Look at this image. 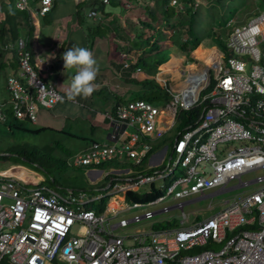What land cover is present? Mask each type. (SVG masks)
Masks as SVG:
<instances>
[{"label": "built area", "instance_id": "2783aa9c", "mask_svg": "<svg viewBox=\"0 0 264 264\" xmlns=\"http://www.w3.org/2000/svg\"><path fill=\"white\" fill-rule=\"evenodd\" d=\"M75 2L87 5L88 20L100 22L109 0ZM5 6L15 13L27 12L29 26H35L37 17L51 11L53 0H0V25L7 19ZM6 38L0 45L13 52L18 66L5 80L9 108L15 118L34 124L39 107L52 108L63 96L40 74L49 64L42 59L34 62L28 37L20 34L5 42ZM225 47L229 54L218 50L211 66L204 63L206 75L194 79V72L188 71L176 89L169 78L156 73L164 90L160 101L130 99L112 105L105 114L110 130L106 139L92 141L71 163L96 170L103 164L118 165L119 170L100 169L105 182L95 191L105 193L92 196L71 189L62 194L0 172V264H264V175L241 180L243 174L264 168V9L230 30ZM176 68L186 74L183 66ZM134 70L141 69L134 66ZM199 107V115L183 124L194 115L187 112ZM6 119L0 105V121ZM174 127L177 133L171 148L165 145L157 152L155 144ZM231 143L240 145L231 148ZM233 178L239 182L228 187ZM155 182L161 183L159 188ZM252 183L260 185L190 224L185 202L158 211L146 208L166 196L213 199ZM144 186L148 188L141 193L155 189L162 194L148 202L133 201L129 207L122 194L127 197L128 191L138 192ZM113 195L122 199L121 205L107 202L106 197ZM137 208L145 212L113 222L119 212ZM174 208L180 210L174 217L176 226L154 228L174 219L164 218L150 229L115 232ZM212 242L222 246L209 248ZM195 247L200 250L187 252Z\"/></svg>", "mask_w": 264, "mask_h": 264}, {"label": "rangeland", "instance_id": "374dc122", "mask_svg": "<svg viewBox=\"0 0 264 264\" xmlns=\"http://www.w3.org/2000/svg\"><path fill=\"white\" fill-rule=\"evenodd\" d=\"M121 2H124V5L122 6L123 12L128 11L131 9V6H135L133 2H125V0H120ZM137 2V1H134ZM179 7H182V0H176ZM172 3V1H171ZM137 6V13L133 14L130 19L125 21L128 14H125L121 11L116 12L119 15H116V19L124 20L126 24L124 25V22L121 24L119 23V26L111 30L109 26V30L101 29L100 31L103 33H106L110 37H113V39H117L118 36H120L123 33V36L127 35L128 39H123V41H130V49L131 54L133 56L135 55H141V56H149L150 59L146 61V67L150 66V64L155 59H169L172 57V55H177V51H181V47H179L178 43L180 44L179 38L182 37L181 33H175L170 31L164 20L165 15L161 12L160 9V1L159 0H151L150 5L144 4L143 2L138 3ZM173 4V3H172ZM240 4H244V6H241ZM181 5V6H180ZM241 6V7H240ZM86 8V4L80 3L78 5V8ZM7 7L5 6V9ZM77 8V9H78ZM195 11H197L196 15V27L195 31L199 35H204L205 33L210 31V28L213 27V29L216 28V31L219 34V37H217L220 41L225 40L227 33L232 30L235 26H239L241 24L246 23L247 20H249L257 11L263 10L264 5L261 3V0H195L194 5ZM150 10L152 11L153 18H157V20H151L150 21ZM136 12V11H135ZM184 13V11H182ZM5 17L3 13V18ZM179 16L172 17V20L178 19ZM46 21H43L42 18H38L40 20V28L37 30V32L40 33V41L48 40L53 37V31L54 27L56 26L54 20H52L49 17ZM141 19L142 21H150L149 24L153 26V30H143L141 28H135L138 26V19ZM10 20H13V18H9ZM93 21V20H92ZM227 22V24H225ZM164 25H163V24ZM89 24V21H86L84 23H80V26L83 31H86V34L88 35L87 39H92V33L88 29H86V26ZM104 25V24H103ZM135 25V26H133ZM91 26V25H90ZM105 26H103L104 28ZM107 27V26H106ZM144 33V36H143ZM151 33L154 34L153 38H146V35H149ZM140 34V35H138ZM138 35V37H137ZM142 35V36H141ZM99 35L98 37H100ZM140 36V37H139ZM187 36V34H186ZM52 41V40H51ZM50 41V42H51ZM171 41V48L168 44V42ZM111 42V39H110ZM144 42V43H143ZM152 42L153 47H158V49H152ZM155 43V45H154ZM174 44V46H173ZM202 46H208V48H211L213 46H217L218 49H221L222 46L219 41L216 40V44L214 45V42L209 38H205L202 40ZM214 48V49H217ZM198 48V47H196ZM191 52V57H195V50ZM110 49V47H108ZM106 49V51L108 50ZM227 51V49H226ZM225 51V54H227ZM182 52V51H181ZM222 52V51H221ZM184 52L180 54V56H184ZM130 55L131 57H133ZM93 56H95V59L97 61L96 54L93 53ZM186 56V54H185ZM184 56V57H185ZM205 55L202 54L201 58H204ZM187 59V57H185ZM185 58L178 64L180 66L186 64L184 62ZM198 60H194V62L197 63L196 66L202 67L203 62L199 60L198 57H195ZM115 60H117L116 57H114ZM176 60V59H175ZM171 61H169L170 63ZM177 62V61H174ZM173 62V63H174ZM187 66V65H186ZM190 67V65H188ZM194 65H191V68H193ZM160 70V67L158 68ZM177 69V68H176ZM175 70V69H173ZM67 73L70 75H73L75 72V68L73 69H66ZM110 73H112L110 71ZM8 74V73H7ZM160 74L162 72H158L157 77H160ZM11 75V74H8ZM7 75V76H8ZM211 78L214 76L213 70L211 71ZM110 78L106 79V82L110 84L111 90L114 94L117 95L118 98H123L125 100H129L131 94L134 96L136 93L139 92L140 88L142 86H132L127 81L118 78L115 74H109ZM5 77L6 74L4 71L0 70V102L5 103V106L10 105L9 101V95L7 91L5 90L4 84H5ZM140 77H142L140 75ZM164 78L166 76H163ZM66 81L64 83H67L70 85L71 82L68 81V78L65 79ZM118 84V87H117ZM169 84V82H168ZM137 85H139L137 83ZM132 90V92H131ZM112 94L110 96V101L113 103L116 99V95ZM92 97H97L100 100L93 103L95 114L94 121H92V124L95 123V126L90 123V119L92 118L91 113L87 115H91L90 119H87V115L84 114V110L89 111L92 106L88 109H84L80 111H75L74 109L69 106H59L58 110H53V115L55 116L53 125L49 124L48 126L53 128H59L67 131L70 133V136L55 132L51 130H45L39 134H34L31 132H23V131H14L12 133L8 132L7 126L4 125L3 121H0V172H8L14 169V174L19 175L20 177L26 178L27 181H34L32 177H29L27 174H31L34 177L37 175H40L39 183L45 184L47 186L52 187L54 190L59 191L62 194H67L66 191L68 190H74V191H83L86 193L91 194L92 196L97 195L98 193H105L106 191H95L98 187H101L104 184V179L100 178L97 180H94L93 182L90 181V178L87 175V170H90L91 167H82V166H73L71 163L73 162L74 154L82 150L86 144L88 139H104L106 138L107 134L109 133V129H107L109 125V120L106 118L105 114L110 113L111 111V105H106L104 100L106 97V90H100L99 92H95ZM89 97V99L91 98ZM66 100L65 97H63L60 101ZM59 101V103H60ZM68 101V100H67ZM58 103V104H59ZM55 106V105H54ZM53 108V107H52ZM42 109H51V108H43ZM74 113L72 117H68V113ZM25 121L26 125L28 127H34L30 123H27V120ZM177 133V127H174L168 134L165 135L164 140L166 141V145H168L169 149L171 148L172 141L174 136ZM55 142L60 143L63 148L69 150V152H65L61 147H59ZM11 145H20L25 146L27 149L26 151H23L20 154L12 153L8 151V148ZM51 147L55 146L52 150H46L43 147L45 146ZM240 145V143H231L229 146L231 148L236 147ZM37 149L38 155L40 157L46 158L45 155L51 157L52 164H48V162L42 163L37 162L33 163L30 162L29 159L26 158V156L31 155L32 150ZM15 157V158H14ZM104 171H111V170H119L118 165L114 164H103L101 168H99ZM258 175H264V168L257 169L251 172H248L246 174H243L241 176L242 181H247L248 179L255 178ZM52 179L53 183L51 185L47 184V179ZM239 182L238 178L231 179L227 186L231 187L236 185ZM167 183V181L165 182ZM160 182H155L154 186L159 188ZM260 185V183H252L245 187H238L231 190L224 191L222 193H219L213 197V199H210V197L201 198L198 200H193L195 197H190L186 199L181 200H174L171 196L164 197L161 202L154 205H148L146 204V208L149 211H158L159 209H162L163 207L173 206L180 202H185L184 210L189 214V221L187 224L192 223L195 218L198 220H201L202 218L211 215L215 212H217L220 208L226 205L227 200H231L233 197H237L239 194H246L248 192L253 191L255 188H257ZM148 188V186L140 187V191L138 190V193H141V191H145ZM121 194V193H120ZM123 200L127 203L129 207H132L133 200L125 197V195L122 194ZM127 198V199H126ZM107 202L110 201H117L120 205L122 204V199H119L117 196H108L106 197ZM212 205L209 207V205ZM145 211L143 208H137V209H130L125 210L122 212H119V214L115 217L114 221L119 220L120 218L129 219L131 217H134L136 215H142ZM180 210L178 208L171 209L170 211L166 212H160L155 214L151 219H142L137 222H132L128 224L126 227H122L117 229L115 232L120 235L124 234H130L135 232L136 230H146L150 229V226L160 219L164 218H174L179 215ZM222 246V244L219 243H210L209 248L212 249H219Z\"/></svg>", "mask_w": 264, "mask_h": 264}, {"label": "crops", "instance_id": "0c3cea01", "mask_svg": "<svg viewBox=\"0 0 264 264\" xmlns=\"http://www.w3.org/2000/svg\"><path fill=\"white\" fill-rule=\"evenodd\" d=\"M137 4L135 6H131V9H129L126 12H123L122 9V5H118L116 7L114 6H107L105 7L104 13H109V14H104L105 16L103 17V19L100 21V24H98V21H92V20H88L91 26H86V29H88L90 31V33H92L93 38L92 39H87L88 35L86 34V31H83L81 26H80V22L77 20L78 17H80L78 14V5L75 0H53V7L50 11V13H48L46 16L44 17H37L34 20V24L35 26H29L28 23V13L27 12H16L15 15L13 17V22L16 25H19L20 31L19 34L25 35L26 37H28V43H29V51L32 55V59L34 60V62H36L38 59H42V60H47L49 67H46L44 70H42V72H40V74H42L49 82L53 83L54 85H56V87L60 90V92L62 93V96L65 97L66 100H62L60 101V103H56V105L51 108V109H42V107H39L38 109V119L36 123H30L31 125H33L34 127H49V124L53 125L54 122V118L55 116L53 115V110H58L57 108L61 105V106H69L71 108L74 109L75 111H80L84 110V109H88L90 108V106H92V108H90L89 111L84 110V114H89L91 113L92 118L90 119L91 115H87L86 117H88L87 119H90V123L92 124V121H94V114H95V109H94V105L93 103L99 101L100 99L97 97H92L89 99L88 98H81V97H77L75 101H67L66 98V92L69 88L70 85H68L67 83H64L66 80V78H68V81L71 82L72 77L75 75V72L73 75H70L67 73L66 69H64V61L62 59L63 53L65 51H67L69 48L73 47V46H81V47H85L87 48L89 51L96 54L97 57V65H98V75L96 77L95 80V85H96V90L93 92V94L95 92H99L100 90H106V99L104 100L105 104L108 105H113L115 102H117V99H121L118 98L116 94H114L111 90V86L109 83L106 82V79H109L110 76L109 74H115L116 76H118V78H121L125 81H127L128 83H130L132 86H140L137 85V81L140 82L144 79H154L158 85L159 82L155 79V74L158 73L159 71L162 72V74L160 75L161 78H164L163 76H166L165 78H169L172 81V85L174 86L173 88H177L178 85H182V82L184 81V77L187 76L188 71H190V67H185L186 69V74H181L179 73L180 70L175 69L178 64L186 57L185 54L184 56H180V54H182L181 51H177V55H172L171 58L166 59L164 62H162V64H159L157 66V72L154 75H150V74H146L145 70H143L140 66L137 65V67H140V71L137 72L134 70V66H136L137 62L139 61V58L143 57V58H149V56L145 57V56H141V55H135L133 56L131 54V51H133L132 49H130V41H123L121 37L118 36L117 39H113V37L109 38V35H107L106 33L101 32L100 30L103 29L105 30V27H109L111 28V30H113L114 28L119 26V23H123L124 25L126 24L127 20L131 18V16L133 14L137 13V6L139 5L138 3L140 2V0H136ZM151 0H141V2H143L144 4H149ZM208 1V0H207ZM150 5V4H149ZM87 6V5H86ZM151 6V5H150ZM109 7V8H108ZM85 11L86 8L81 9L80 14L85 15ZM121 11L125 14H128L125 21L123 20H119L116 19V12ZM136 11V12H135ZM11 15V14H10ZM54 20L56 26L54 27V31H53V37L50 39V41L48 40H44V41H40V33L37 32V30L40 28V20H38V18H42L43 21H46L49 17ZM86 17V16H85ZM11 18V17H10ZM140 19V18H139ZM98 24V27H96ZM104 24V25H103ZM227 24V22L225 23ZM93 26V27H92ZM103 26H105L103 28ZM135 26V25H134ZM8 27L10 30V23L8 22ZM90 27V28H89ZM114 27V28H112ZM211 29H213V27H211ZM216 30V28H215ZM228 34V33H227ZM99 35H101L100 37H98ZM7 37V38H6ZM4 38H6L5 42L7 40H14V37L11 36L10 32L6 31V35H4ZM111 39V42H110ZM225 42V40H223ZM122 44V45H120ZM169 46L171 47V41L168 42ZM174 46V44H173ZM201 48L203 47L202 44L199 45ZM198 46V47H199ZM0 47L2 49L8 50L5 47L2 46V44L0 45ZM108 47H110V49H108ZM171 48H175V47H171ZM216 47H213L211 49H214ZM106 49H108L106 51ZM10 51V50H8ZM12 53H7L6 55H2L0 57V63H3V68L1 71H4L6 76L8 74H13L16 72L18 66L17 63L15 61V58L13 56V52L10 51ZM207 52H205L204 55ZM130 55H132L133 57H131ZM191 55V54H190ZM192 56V55H191ZM114 57L117 58V60L114 59ZM95 58V56H94ZM201 58V55H200ZM13 60L14 66L12 67L11 64L9 65V61L8 60ZM176 59V60H175ZM186 59V58H185ZM157 61V59H155L151 64H154ZM169 61H171L170 63H168ZM177 61V62H174ZM174 62V63H173ZM125 63H129V65L131 63L135 64L134 66L130 65L129 67H125ZM167 63V64H166ZM8 64V65H6ZM163 65V66H162ZM160 67V70L158 69ZM193 68H197L195 65ZM193 68H191L193 70ZM47 69V71H46ZM175 69V70H173ZM110 71L112 73H110ZM170 74H169V73ZM8 73V74H7ZM169 74V75H168ZM140 75L142 77H140ZM6 80V77H5ZM5 90L6 89V83L4 84ZM118 87V84H117ZM142 88V87H141ZM175 88V89H176ZM132 92V90H131ZM8 93V91H7ZM92 94V95H93ZM114 94L116 95V99L114 100V102L112 103L110 101V96ZM9 95V94H8ZM133 95L131 94L130 98H132ZM122 100H125L122 98ZM111 104H110V102ZM0 105L3 106V109L6 111L9 106H5V103L0 102ZM112 108V106H111ZM74 113H68V117H72ZM93 127L95 126V123L92 124ZM54 127V126H53ZM55 129V128H54ZM51 130V129H49ZM63 129H59L56 128V130H51V131H55V132H60ZM65 131V130H64ZM63 133V132H60ZM65 134V133H63ZM168 133H165V135ZM164 135V136H165ZM101 139V138H99ZM106 139V138H104ZM94 140H98V139H92V140H87V144L86 146L80 150L77 153H80L81 151H83L84 149L87 148V146H89L91 144L92 141ZM166 145V141L165 140H161L159 142H157L155 144V149L158 151H160L161 148L165 147ZM67 152H69V150L66 149ZM77 153H75L74 155H76ZM79 167V166H77ZM83 167V166H82ZM101 168V167H100ZM11 174H14V169H12L11 171H8ZM15 175V174H14ZM29 177H32V179L34 181H27L28 183L31 184H35L37 182H39L40 180V175H37V177L31 175V174H27ZM87 175L90 178V181L93 182L94 180L100 179L101 178V172L100 169H90L87 170ZM19 176V175H18ZM20 177V176H19ZM26 181V178L21 177ZM28 180V179H27ZM105 182V180H104Z\"/></svg>", "mask_w": 264, "mask_h": 264}, {"label": "trees", "instance_id": "16d2710c", "mask_svg": "<svg viewBox=\"0 0 264 264\" xmlns=\"http://www.w3.org/2000/svg\"><path fill=\"white\" fill-rule=\"evenodd\" d=\"M126 1H130V2H133L134 5H136L137 3L134 2L136 0H126ZM160 1V9H161V12L164 13L165 15V22L168 26L167 29H169L170 31L175 32V33H178L180 32L182 37L179 38V41H180V44L178 43L179 47H181V51L184 52L190 59H192L191 57V52L200 44V42L205 39V38H209L212 43L214 42V45L216 44V40L220 42L222 48L221 50L222 51H226V47H225V43L224 41L221 39V41L217 38L219 37V34L218 32L215 30V29H211L210 28V31L205 33L204 35H199L195 30V27H196V15H197V11H195L194 9V1L195 0H182V2L184 3L183 5V8H180L178 7L177 5L176 6H173L170 4V1L171 0H159ZM261 3L264 5V0H261ZM118 6V5H124L123 2H121L120 0H109V3L105 5V7L107 6ZM241 6H244V4H240ZM240 6V7H241ZM109 8V7H108ZM81 7L78 8V15L80 17L77 18V20L80 22V23H84L85 20L87 21L85 15L83 14H80L81 12ZM105 9V8H104ZM184 9V10H182ZM4 10L7 11V19L5 21L2 22V24L0 25V40H3L4 39V35H6V31L10 32L11 36L12 37H16L18 34H19V31H20V28H19V25H16L13 20H10L9 18H13L12 15L8 14V9H5L4 7ZM184 11V13L182 12ZM103 14H109V13H104L105 10H102ZM50 13V12H49ZM105 16V15H104ZM176 16H179L178 19H173L172 20V17H176ZM157 20V18H153V14H152V11L150 10V21L151 20ZM138 26L135 27V28H141L144 32V30H153V26H151L149 24L150 21H142L141 19H138ZM8 22L10 23L11 27H10V30H9V27H8ZM100 24V22L98 23ZM98 24L96 27H98ZM163 24V23H162ZM164 25V24H163ZM87 26H90V23L87 25ZM134 26V25H133ZM93 27V26H92ZM90 28V27H89ZM105 29L108 31L109 30V27H105ZM92 33H93V30H92ZM179 34V33H178ZM187 34V36H186ZM123 36V33L121 34ZM119 36V37H122V36ZM140 35V34H138ZM137 35V37H138ZM142 36V35H141ZM143 36H144V33H143ZM124 37V38H123ZM122 38L123 39H128V36L125 35L123 36ZM140 37V36H139ZM154 37V34L152 35L151 33H149V35H146V38H153ZM144 43V42H143ZM122 45V44H120ZM155 45V43H154ZM28 47H29V43H28ZM152 49H158V47H153V42H152V46H151ZM202 48L199 46L198 48H196L195 50V57H197L199 51L201 50ZM6 52L7 53H11L10 51L8 50H5V49H2L0 47V57L4 54L6 55ZM227 54H229V52L226 51ZM12 55V53H11ZM150 59L149 58H139V61L137 62L136 66H140L143 70H145V73L146 74H150V75H154L157 71V66L159 64H162V62H164L165 60L163 59H157V61L154 63V64H150V66L146 67V61ZM9 61V65L11 64V66L13 67L14 66V63H13V60H8ZM8 65V64H6ZM4 69L3 68V63H0V70ZM137 83L143 87L140 88L139 92L136 93L132 98L130 99H144V100H147L149 102H153V101H157V100H161L162 97H164V90L160 87V85H158V83L154 80V79H144L140 82L137 81ZM129 99V100H130ZM117 101L119 103L125 101V100H122V99H117ZM202 110V107H199L197 108L195 111H189L187 113H194V115L191 117V119H185L183 124L185 123H188L190 121L193 120V118L197 117L199 115V113L201 112ZM6 121L4 122V125L7 126L8 128V132L9 133H12L14 131H23V132H31V133H34V134H39L45 130H56L54 129L53 127L49 128V127H28L25 123V121L23 120H20V119H17L15 118L13 115H12V112H11V109L8 108L6 110ZM28 123V121H27ZM60 132H63L65 133L66 135L70 136V133H68L67 131H60ZM88 140H92V139H88ZM61 147L65 152L66 149L63 148V146L60 145V143L58 142H55V145ZM55 146H51L49 147V145L43 147L44 149L46 150H52ZM26 147L25 146H20V145H11L9 148H8V151L9 152H12V153H17V154H20L22 153L23 151H26ZM46 158L44 157H40L38 155V150L37 149H33L32 150V153L31 155L29 156H26L27 159H29L30 162H33V163H37V162H42V163H45V162H48V164L50 163V165L52 164V159L51 157L45 155ZM15 158V157H14ZM102 166V165H100ZM47 184L51 185V183H53V180L52 179H47ZM162 194L161 191H158V190H155L153 189L152 191L150 192H147V193H143V194H140L138 192H135V191H128L127 192V198L135 201V202H148V201H151V200H154L156 197L160 196ZM105 200H103L102 203H105ZM92 207H96L94 205H92ZM177 225V220L174 218L172 219L171 221H167V222H159V223H156L154 224V228H166V227H170V226H176ZM200 250V247H195L193 249H190L188 250L187 252H196Z\"/></svg>", "mask_w": 264, "mask_h": 264}, {"label": "clouds", "instance_id": "9594fccd", "mask_svg": "<svg viewBox=\"0 0 264 264\" xmlns=\"http://www.w3.org/2000/svg\"><path fill=\"white\" fill-rule=\"evenodd\" d=\"M171 1H173V0H171ZM171 1H170V4L173 6H176L177 2H175V3L172 2L173 3L172 4ZM125 2H129V1L125 0ZM183 5H184V3L182 2V7H180V8H183ZM194 5H195V1H194ZM182 10H184V9H182ZM8 14H11V15L15 14V12L11 6H9V8H8ZM201 44H202V41L200 42L199 45H201ZM213 47H215V46H213ZM213 47H211V48H213ZM202 48L211 49V48H208V46H204ZM216 50L222 51L221 49H218V47ZM222 52H224V51H222ZM13 56H14V54H13ZM186 57H187V59L191 60L190 71L194 72L191 69V65L196 66L197 63L194 62V60L195 59L198 60V59L195 57H192V59H190L187 55H186ZM62 59L64 61V69H73V68L76 69L75 75L72 77L70 86H69V88L65 94L67 100L68 101H75L77 97H81V98H85V99L90 97L93 94V92L96 90V85L94 82L96 80V77H97L98 71H99L97 61L94 58L92 52L89 51L85 47L73 46L63 53ZM199 60H201V59L199 58ZM15 61H16V59H15ZM203 64H204V62H203ZM204 65H202V67ZM182 66L185 69V67H188V64H184ZM196 67L200 68L199 66H196ZM204 91L205 90L201 91V95Z\"/></svg>", "mask_w": 264, "mask_h": 264}, {"label": "bare ground", "instance_id": "6f19581e", "mask_svg": "<svg viewBox=\"0 0 264 264\" xmlns=\"http://www.w3.org/2000/svg\"><path fill=\"white\" fill-rule=\"evenodd\" d=\"M205 52H207L206 54L207 55H205V57L204 58H200V55L202 56V54H205ZM197 57H199L205 64H206V66H211L212 64H213V62H214V59H216L217 57H218V52H217V50L216 49H204V48H202L200 51H199V53H198V55H197ZM184 62L186 63V64H188V65H190L191 64V60H189V59H185L184 60ZM169 63V62H168ZM167 64V63H166ZM163 66V65H162ZM193 71H194V75H193V77H194V79H199L200 78V76H202V75H206L207 74V70H205V69H203V68H197V69H195V68H193ZM16 175V174H15ZM18 176V175H17ZM19 177V176H18ZM21 178V177H20ZM23 179V178H22ZM27 181V180H26Z\"/></svg>", "mask_w": 264, "mask_h": 264}]
</instances>
